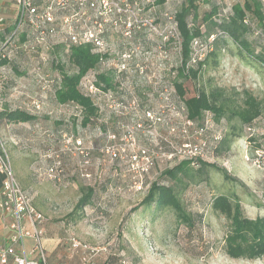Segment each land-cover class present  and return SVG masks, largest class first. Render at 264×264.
<instances>
[{
    "label": "rangeland",
    "instance_id": "rangeland-1",
    "mask_svg": "<svg viewBox=\"0 0 264 264\" xmlns=\"http://www.w3.org/2000/svg\"><path fill=\"white\" fill-rule=\"evenodd\" d=\"M186 1L157 2L155 7L144 12L155 18L152 26L137 25L130 37L120 34L114 39V48L119 54L132 53L134 62L146 69L142 76L134 72L124 75L131 86V89H125L126 92L132 90L136 102L139 101V106L134 109L128 104L131 99L128 95L130 98L124 101L125 104H119L121 100L117 99L112 103L113 108L104 106L94 121L83 125L81 109L73 104H59L55 88L43 92L32 82L28 72L38 61L42 62L40 56H24L17 59L22 63L9 64L25 85L20 88L25 93H19L20 89L17 93L14 84H10L0 110L30 107L27 94L44 100L42 109L36 113L37 120L33 122L6 123L0 119V135L6 139L19 183L47 218L46 237L52 228L60 239L52 254L53 262L48 258L49 264H81L83 252L72 247L74 239L96 249L93 258L97 264H120L121 259H126L129 264H264V257L234 259L226 254L224 240L230 222L212 208L217 195L236 194L246 216L264 215V168L247 159L254 155L251 146L264 145V112L253 122L252 145L246 138L247 128L245 130L238 118L223 117L218 122L211 113L209 129L204 133L210 144L201 159L214 166L206 167L203 173L198 170L199 165L193 166L192 178L182 174L180 181L174 183L187 212L196 219L202 217L195 226L190 228L180 222L172 209L154 211L140 206L150 184L156 180L167 182L162 179V172L180 162L179 157L169 159L166 155L195 136L193 127L184 132L187 126L177 112L184 105L174 85L182 61L179 42L175 38L164 39L161 32L166 25L159 19L165 12L174 14ZM262 2L264 4V0ZM212 4L204 0L198 4L196 24H201L202 29H205L203 17ZM254 24L257 27L256 21ZM247 36L255 50L260 51L264 40L253 32ZM210 39L194 42L193 56L204 58L209 51ZM224 39L218 63L211 59L196 79L186 80L185 95L191 96L202 86L207 89L217 86L235 96L238 102L249 92L264 106V71L240 54L229 37ZM43 58L46 59L44 71L52 77L59 75L55 61L67 62L62 51L55 48L45 52ZM191 64L196 68L195 62ZM165 89L169 92L167 103L175 105L176 110L161 100L160 92L163 94ZM125 90L122 91L124 94ZM145 109L160 115L162 123L149 127L144 122V129L136 134L137 143L154 153L153 164L140 176L137 165L130 163L129 152H117V157L112 159L106 148L121 145L124 128L134 126V118ZM203 122L197 124L200 126ZM234 125L241 128L243 136L221 147L215 136L232 132ZM112 134L115 139L110 137ZM157 144L162 147L161 151ZM219 168L226 169L229 176L237 180L226 179ZM87 188L94 192L92 204L79 217H69ZM137 206L140 207L131 211ZM43 242L48 245L45 240Z\"/></svg>",
    "mask_w": 264,
    "mask_h": 264
},
{
    "label": "built area",
    "instance_id": "built-area-1",
    "mask_svg": "<svg viewBox=\"0 0 264 264\" xmlns=\"http://www.w3.org/2000/svg\"><path fill=\"white\" fill-rule=\"evenodd\" d=\"M224 1L229 7L241 0ZM157 2L158 0H0V104L6 101L10 84H14L17 93V89L25 87L15 70L9 67L12 62L22 63L17 59L24 56H40L42 62L38 61L32 66L28 75L38 88L46 92L60 83V76L52 77L44 71L45 52L57 45H89L92 52L99 55V63L82 77L80 87L84 93L101 112L104 106L113 108L112 103L117 99L121 100L119 104H125L124 101L130 98L128 95H131L128 104H131L133 109L139 106L133 91L125 90L131 89V86L127 79H124V75L134 72L142 76L146 73V69L134 62L132 53L119 54L114 48V39L116 40L120 34L130 37L137 25L152 26L155 18L144 12L147 8L151 10V7H155ZM167 2L168 0H165L162 4ZM176 12L177 10L174 14L165 12L159 19L166 25L161 32L164 39L175 38L181 49L182 37ZM211 38L213 39L214 36L212 35ZM194 42L197 43L198 40ZM194 58L197 57L193 56V62H195ZM101 74L111 76L113 82L111 87L104 88V83L99 79ZM19 93L25 91L20 89ZM168 95L166 89L163 94L160 92V98L166 106H172V110H176L175 105L167 103ZM27 97L30 98L28 102L30 107L25 109L32 114L38 113L44 105V100L29 94ZM177 112L179 119L184 120L187 126L184 132L186 129L188 132V127H193L195 136L193 140L183 143L180 148H176L166 156L169 159L179 157V161L204 158L210 144L204 133L209 129L211 113L205 114V122L199 126L198 121L188 117L185 104L179 111L177 109ZM134 119V126L124 128V137L120 138L121 145H108L106 151L112 159L117 157V152H129L130 163L137 165L141 176L148 172L153 164L154 153L150 148L137 143L136 134L144 129V122L151 127L162 123V117L152 110L145 109L142 113L138 112V117ZM110 137L116 138L115 134ZM219 138L220 136H215V139ZM78 144L80 145L79 140ZM157 147L161 151L162 147L159 144ZM247 159L252 160L253 165L264 168V148L256 150L252 158L247 157ZM0 174L3 176L0 181V219L9 231L6 240L0 244V264H47L49 254L43 244L47 218L37 208L33 197L19 183L6 148V139L1 135ZM72 247L83 252L81 264H97L93 258L96 253L95 248L76 239L73 240ZM121 263L129 264L126 259H122Z\"/></svg>",
    "mask_w": 264,
    "mask_h": 264
},
{
    "label": "trees",
    "instance_id": "trees-1",
    "mask_svg": "<svg viewBox=\"0 0 264 264\" xmlns=\"http://www.w3.org/2000/svg\"><path fill=\"white\" fill-rule=\"evenodd\" d=\"M164 1L158 0V3L162 4ZM204 1L213 3L211 10L203 17L205 29H202L201 24H196L200 0H187L175 14L182 37V61L178 67V77L174 81L175 88L187 108L190 119L203 122L207 112L212 113L218 122L223 117H228L230 120L238 118L245 126V130L247 128L246 138L252 145L251 140L254 139V134L251 132L255 130L253 122L264 112V106L256 96L247 92L242 101L238 102L235 96L217 86L210 89L202 86L196 93L186 96L184 83L190 78L196 79L202 67L211 59L215 61V64L218 63L217 57L224 47L225 37H229L237 46L240 54L246 56L249 61L255 62L264 71V41L261 50L256 51L247 36L249 32H253L264 40V4L262 0H241L228 7L224 0H221L222 2L218 0ZM255 21L258 28L254 24ZM212 35L214 38L211 40ZM208 39L211 41L209 51L204 58L199 59L200 56H197V59L194 58L197 64L195 68V65L191 64L194 40L207 41ZM54 48L56 51H62L63 55L67 57L66 64L60 60H54L60 76V83L55 87L56 100L59 104L76 105L84 114L82 124L88 125L100 115V112L98 106L81 89L80 81L88 71L98 65L99 55L92 52L89 45H57ZM99 79L104 83V88L113 85L110 75L101 74ZM237 95L241 94L237 93ZM0 119L5 120L6 123H28L37 120V115L24 108L4 107L0 110ZM240 129L234 125L232 132L221 135L217 142L221 147L230 144L232 139L242 135ZM251 147H254L251 149L254 154L256 150L264 148V145ZM197 165H199L198 170L202 173L206 167L214 166V164H209L197 157L182 160L178 164L165 168L161 177L168 183L158 180L152 182L140 206H145L148 209L153 208L154 211L172 209L180 222L190 228L195 226L202 217L196 219L187 212L174 183L180 181L179 176L182 174L192 178L191 169ZM219 169L226 179L233 178L229 176L226 169ZM233 179L237 180L235 177ZM87 189H84L73 210L68 214L69 217H79V214H82L84 209L92 204L94 192L92 188ZM140 206L131 211H135ZM212 208L230 222V228L224 240V249L229 257L247 260L264 257V215L255 218L246 216L236 194L233 196L217 195L213 199ZM121 260L120 264H122Z\"/></svg>",
    "mask_w": 264,
    "mask_h": 264
},
{
    "label": "crops",
    "instance_id": "crops-1",
    "mask_svg": "<svg viewBox=\"0 0 264 264\" xmlns=\"http://www.w3.org/2000/svg\"><path fill=\"white\" fill-rule=\"evenodd\" d=\"M2 174H0V181L2 179ZM46 228V227H45ZM49 237H45L44 240L48 242V245L43 242L48 254H49V259L50 262H53V256L52 254L54 251L57 249L58 244H59V237H56L54 231L52 228L49 230ZM9 235V231L6 229L4 222L0 219V244L6 240V237ZM66 264V263H65Z\"/></svg>",
    "mask_w": 264,
    "mask_h": 264
}]
</instances>
